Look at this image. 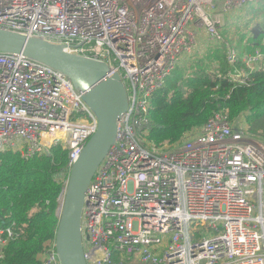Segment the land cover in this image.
I'll list each match as a JSON object with an SVG mask.
<instances>
[{
	"label": "built area",
	"instance_id": "built-area-1",
	"mask_svg": "<svg viewBox=\"0 0 264 264\" xmlns=\"http://www.w3.org/2000/svg\"><path fill=\"white\" fill-rule=\"evenodd\" d=\"M256 1L0 0V29L104 62L127 92L115 141L84 194L86 264H264V139L220 110L174 144L146 141L151 97L190 53L196 30L221 42L219 16ZM224 46L234 67L238 53ZM241 59L264 61L260 52ZM228 77L244 83L247 73ZM97 124L65 73L0 51V151L25 159L56 145L68 151L57 215L71 166ZM14 238L11 227L0 228V261ZM39 264H61L55 237Z\"/></svg>",
	"mask_w": 264,
	"mask_h": 264
},
{
	"label": "trees",
	"instance_id": "trees-1",
	"mask_svg": "<svg viewBox=\"0 0 264 264\" xmlns=\"http://www.w3.org/2000/svg\"><path fill=\"white\" fill-rule=\"evenodd\" d=\"M262 20L252 29L253 47L264 39V15ZM224 48L207 52L186 70L176 67L154 92L147 142L174 144L220 110L227 111L230 121L245 115L248 132L264 136V68L250 71L244 83L234 82L228 77L233 66ZM67 154L59 145L52 146L50 154L27 159L12 149L0 151V228L9 226L16 234L6 244L0 264L40 263L45 244L55 237Z\"/></svg>",
	"mask_w": 264,
	"mask_h": 264
},
{
	"label": "water",
	"instance_id": "water-1",
	"mask_svg": "<svg viewBox=\"0 0 264 264\" xmlns=\"http://www.w3.org/2000/svg\"><path fill=\"white\" fill-rule=\"evenodd\" d=\"M0 51L22 53L65 73L97 118L96 131L71 166L55 232L60 263L86 264L80 228L84 194L115 141L118 120L128 104L124 84L117 73L107 76L110 70L104 62L67 53L40 38L0 29Z\"/></svg>",
	"mask_w": 264,
	"mask_h": 264
},
{
	"label": "rangeland",
	"instance_id": "rangeland-1",
	"mask_svg": "<svg viewBox=\"0 0 264 264\" xmlns=\"http://www.w3.org/2000/svg\"><path fill=\"white\" fill-rule=\"evenodd\" d=\"M204 9L206 13L209 15H212L214 13V10L210 9L209 7H204ZM257 12L261 15H264V0H257L256 2L245 4L241 7H238V8H235L229 11L227 14L223 16H219L220 17L219 25H221L219 30H220L223 41L220 42V41H214V40L209 39L211 43L206 50H205L206 46H203V47H200V45L198 47L192 46L191 50L189 51L190 52L189 54H182L179 56L177 60L178 62L177 69L178 68H181V69L183 68L184 70L188 69V67L191 66L196 59L204 58L207 55L206 54L207 52H219L220 53L221 50L223 49L224 44L225 45L227 44L226 42H229V44L234 47L235 46L234 37L236 36L234 33L239 31L240 29L239 24L242 23L243 21L250 19L251 15ZM189 28L194 31L192 25H189ZM204 31L205 30L202 27H199L196 30L194 44L196 40L200 41L199 39H196V36L197 35L199 36ZM202 39L203 38L201 36V40ZM201 42L204 43L205 41H201ZM237 121H239V123L247 129V121H246L245 115H242L241 117H239ZM262 131H264V129ZM261 138L264 139V136ZM145 144L148 145V143L146 142Z\"/></svg>",
	"mask_w": 264,
	"mask_h": 264
},
{
	"label": "crops",
	"instance_id": "crops-1",
	"mask_svg": "<svg viewBox=\"0 0 264 264\" xmlns=\"http://www.w3.org/2000/svg\"><path fill=\"white\" fill-rule=\"evenodd\" d=\"M262 19H263V15L253 13L250 19L243 21L242 23L239 24L240 26L239 31L234 33L236 35L234 37V43H235L234 48L236 49L238 53L239 59H238L237 64L233 67V71L230 73V75L234 76L240 70H243L248 74L250 71L264 68V61L263 62L255 61L249 64H245L241 59L244 55L252 57L255 55L256 52H260L264 60V39L261 40L259 47H253L254 42H252L251 40L253 27L255 25L257 26V24H263ZM201 36L203 38L202 40H201ZM196 39H199L200 41L196 40L195 44H193V47H198L199 45L200 47L206 46L205 48L206 50L211 43L206 31L202 32L199 36L197 35ZM201 41H205V42L203 43ZM226 43L228 46H231L229 42H226ZM185 54H189V53H185ZM225 54H226V51H225ZM216 66H217L216 62H214L213 69H216Z\"/></svg>",
	"mask_w": 264,
	"mask_h": 264
}]
</instances>
